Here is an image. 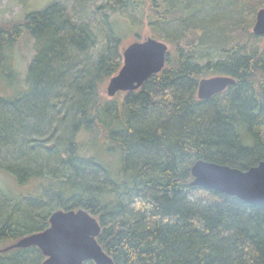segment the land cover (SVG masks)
I'll use <instances>...</instances> for the list:
<instances>
[{
    "label": "trees",
    "instance_id": "16d2710c",
    "mask_svg": "<svg viewBox=\"0 0 264 264\" xmlns=\"http://www.w3.org/2000/svg\"><path fill=\"white\" fill-rule=\"evenodd\" d=\"M95 2L0 20V83L16 89L0 92V169L21 186L0 185V248L56 209L84 208L115 264H264V204L194 186L190 171L197 159L242 170L264 160V37L252 32L264 0H143L165 66L111 97L126 27L113 16L130 20L138 0ZM22 40L24 71L13 66ZM213 75L235 83L200 99ZM43 259L33 245L0 252V264Z\"/></svg>",
    "mask_w": 264,
    "mask_h": 264
},
{
    "label": "water",
    "instance_id": "95a60500",
    "mask_svg": "<svg viewBox=\"0 0 264 264\" xmlns=\"http://www.w3.org/2000/svg\"><path fill=\"white\" fill-rule=\"evenodd\" d=\"M255 35L264 37V7L258 9L252 27ZM168 44L151 36L134 40L122 47V64L110 76L105 87L109 97L119 91L139 88L151 75L165 66ZM235 83L229 75L203 77L198 82L197 96L206 99ZM194 186L215 189L253 204H264V160L242 170L237 167L197 159L190 167ZM98 220L84 208L56 209L49 225L26 234L0 248V252L16 247H38L44 259L41 264H115L98 243Z\"/></svg>",
    "mask_w": 264,
    "mask_h": 264
},
{
    "label": "rangeland",
    "instance_id": "374dc122",
    "mask_svg": "<svg viewBox=\"0 0 264 264\" xmlns=\"http://www.w3.org/2000/svg\"><path fill=\"white\" fill-rule=\"evenodd\" d=\"M52 0H0V20L1 21H12L15 19H20L25 14L42 9L45 5H47ZM62 3H64L68 9L71 8L74 0H59ZM143 0H138V3L136 5L135 11L132 12L133 7L127 8L130 12H132L133 17L129 20L127 18H119L120 15L117 14V17L113 16V18L116 20V22H120L122 25L128 27L123 30L124 33L122 35L121 39V46L124 47L131 43L134 40L142 39L146 36H153L157 37L156 35H150V32L152 33V29L149 27L147 20L145 18L147 6L142 5ZM104 3L105 0H97L95 2L96 5H93L94 7L97 6L98 3ZM98 13V16L100 14H103L105 9H96ZM113 14V13H112ZM111 14V15H112ZM89 18H94L93 15H90ZM99 19L98 17H96ZM119 21H118V20ZM133 22L137 26H141L137 28V26H134ZM128 23L131 25L128 26ZM139 35V37H137ZM25 39V38H24ZM23 39V40H24ZM21 41L15 48H14V64L17 69L20 71H24L27 63L29 62L31 55L33 53L31 49V43L30 41ZM4 82L0 83V92L4 91H10V93L15 92L16 89H9L6 85H3ZM105 87L104 85L103 92L105 93ZM0 185L2 187L7 186L8 188L12 189L13 191H19L21 186H19V182L15 179V177L12 174L7 173L6 171L0 169Z\"/></svg>",
    "mask_w": 264,
    "mask_h": 264
}]
</instances>
